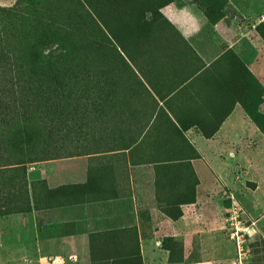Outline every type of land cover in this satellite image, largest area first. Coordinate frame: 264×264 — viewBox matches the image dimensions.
I'll return each mask as SVG.
<instances>
[{
  "label": "crops",
  "instance_id": "1",
  "mask_svg": "<svg viewBox=\"0 0 264 264\" xmlns=\"http://www.w3.org/2000/svg\"><path fill=\"white\" fill-rule=\"evenodd\" d=\"M158 8L159 19L150 10L141 31L128 38L134 47L129 61L142 86L128 90L121 121L113 118L102 129L96 150L37 161L27 174L31 199L40 206L31 211L35 231L86 244L89 238L125 237L134 246L138 238L143 264H164L160 239L174 234L183 241V257L202 259L178 264H229L210 258L219 251L213 230L222 225L215 196L233 185L235 163L264 153V134L244 108L258 94L248 72L264 86V41L253 29L210 23L189 2ZM177 175H184L182 184ZM256 176L251 193L263 201L264 171ZM30 181H45L50 196L36 192L34 200ZM161 201L191 202L179 204L175 223L159 218L152 225ZM170 206L178 211L177 202Z\"/></svg>",
  "mask_w": 264,
  "mask_h": 264
},
{
  "label": "rangeland",
  "instance_id": "2",
  "mask_svg": "<svg viewBox=\"0 0 264 264\" xmlns=\"http://www.w3.org/2000/svg\"><path fill=\"white\" fill-rule=\"evenodd\" d=\"M168 2L178 6L189 2L210 23L224 21L241 26V30L253 29L264 41L261 35V31L264 33V0H0V7L8 9L0 11V43L11 42L17 59L31 74L39 73L41 61L52 58L61 61L56 67L65 77L58 84L63 90V103L53 110H62L64 114L53 112L46 126L41 123L28 126L35 151L43 140L47 142L44 155L52 159L96 150L97 136L102 129L110 128L113 118L121 121L130 87L142 86L135 63L129 61V51L134 47L129 46L128 38L141 31L150 10L153 18L159 19L158 7ZM255 80L257 82L252 80V86L250 84L258 91L255 100L264 101V86ZM57 90V87L53 89V95ZM35 162L24 164L28 191L27 174ZM241 162L233 165L229 175L233 185L218 188L215 196L223 209L222 225L213 230L217 233L213 241H217L215 247L219 251L210 258L240 264L228 234L227 218L235 206L240 209V223L245 228L244 241L248 248L242 264H264V200L255 201L251 193L257 185V171H264V153ZM182 176L183 179L178 175L173 178H178L182 184ZM196 181L194 177V183ZM30 186L34 200H37L36 192L44 199L50 196L45 181L31 182ZM7 192L0 197V263L143 264L138 238L133 246V240L125 237L89 238L86 244L79 238H50L47 230L38 236L31 212L33 207H40L37 201H32L30 194L28 200L24 188L15 194L9 189ZM260 193L263 199L264 194ZM161 202V207L157 208L161 214L153 216L152 225L159 218H169L175 223L181 214L179 204L191 201ZM176 202L178 211L170 206ZM159 244L165 252L161 259L164 264L202 262L201 255L183 257V241L174 234L163 235ZM80 252L85 253L84 258L79 257Z\"/></svg>",
  "mask_w": 264,
  "mask_h": 264
},
{
  "label": "trees",
  "instance_id": "3",
  "mask_svg": "<svg viewBox=\"0 0 264 264\" xmlns=\"http://www.w3.org/2000/svg\"><path fill=\"white\" fill-rule=\"evenodd\" d=\"M1 12L8 11L0 7ZM260 29V28H259ZM264 37V33L261 31ZM11 42L0 43V197L8 189L14 194L24 188V196L29 198L25 176L26 162H35L46 157V141H42L35 151V143L28 129L31 123H49L55 106L61 105L63 90L58 84L64 80L62 70L56 67L61 61L52 58L40 62L38 74L26 71L14 53ZM43 65V68H42ZM249 77L257 82L250 73ZM58 90L53 95V89ZM264 96V90H263ZM59 97L57 100L55 98ZM262 101L244 105L249 118L264 134V111L259 109ZM59 115H63L59 110ZM29 200V199H28Z\"/></svg>",
  "mask_w": 264,
  "mask_h": 264
},
{
  "label": "built area",
  "instance_id": "4",
  "mask_svg": "<svg viewBox=\"0 0 264 264\" xmlns=\"http://www.w3.org/2000/svg\"><path fill=\"white\" fill-rule=\"evenodd\" d=\"M238 207H232L229 212V216L227 221L229 222L228 234L231 241L234 244V250L236 253V257L240 264L244 263V259H246L247 255V246L245 244L244 233L245 229L240 223V213Z\"/></svg>",
  "mask_w": 264,
  "mask_h": 264
}]
</instances>
